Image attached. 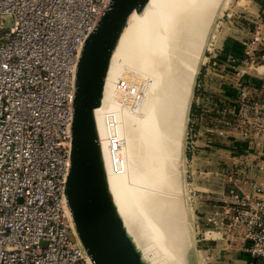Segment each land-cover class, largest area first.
<instances>
[{
    "label": "built area",
    "instance_id": "1",
    "mask_svg": "<svg viewBox=\"0 0 264 264\" xmlns=\"http://www.w3.org/2000/svg\"><path fill=\"white\" fill-rule=\"evenodd\" d=\"M109 1L0 0V264H93L64 187L77 59ZM254 1L249 40L229 56L244 79L226 123L258 145L264 97L249 70L264 78V0ZM204 223L212 239L237 238L264 264V178L228 190Z\"/></svg>",
    "mask_w": 264,
    "mask_h": 264
},
{
    "label": "bare ground",
    "instance_id": "2",
    "mask_svg": "<svg viewBox=\"0 0 264 264\" xmlns=\"http://www.w3.org/2000/svg\"><path fill=\"white\" fill-rule=\"evenodd\" d=\"M191 8L182 0H144L131 11L110 55L100 103L93 109L106 182L127 238L141 253L131 228L135 222L153 235L171 264H193L177 193L178 158L202 49L198 42L208 22L203 24ZM129 43L132 52L124 54ZM133 55L137 64L131 62ZM123 76L124 87L119 85ZM104 119L109 128L105 136ZM138 256L142 264H151L145 253Z\"/></svg>",
    "mask_w": 264,
    "mask_h": 264
},
{
    "label": "water",
    "instance_id": "3",
    "mask_svg": "<svg viewBox=\"0 0 264 264\" xmlns=\"http://www.w3.org/2000/svg\"><path fill=\"white\" fill-rule=\"evenodd\" d=\"M144 0H110L77 59L69 167L64 193L79 240L93 264H142L110 195L93 109L110 55L133 9Z\"/></svg>",
    "mask_w": 264,
    "mask_h": 264
},
{
    "label": "rangeland",
    "instance_id": "4",
    "mask_svg": "<svg viewBox=\"0 0 264 264\" xmlns=\"http://www.w3.org/2000/svg\"><path fill=\"white\" fill-rule=\"evenodd\" d=\"M182 1L189 2L191 4L192 11L195 10V13L199 12L198 19L203 21V24L208 23L202 28L203 33H201L198 42L201 46L200 48L202 49H200L197 70L188 99L186 118L180 141L178 158L179 191H177V193L179 194L178 197L183 205V213L186 215L190 250L193 255V264H217V259L220 254L219 244H217L218 241L216 239H212L210 237V234L212 233H205L207 226L204 223V214L213 208V206H211L212 203H219V201H216L213 198L215 193L209 190L219 188L215 187L216 185L214 183H219L221 181V185L226 184V180H224L226 176L213 173V165L218 162L219 154H217V156L215 155V157L212 153L213 151L215 152L216 149L213 150L212 146L207 147L209 148L207 149L206 146L208 145L203 143V140H206L207 136H211V139L213 138L217 140L218 136H224L225 133H218V129H220L219 125L222 124V121L219 120L221 116L209 114L210 116L208 118L213 124V127L210 128L206 126L207 124L201 122V119L196 118V113H194L195 117L193 116L194 118H192L191 110H193V108L198 104L197 100L199 98L197 97V94L200 90L203 92L202 89L205 87L204 84L206 78L209 79L210 74L215 75L213 73L214 69H211V71H209V69L213 67L211 64L212 59L216 58L218 60L219 51L221 50L219 46L223 45H220L222 39L225 41L229 35L237 34L239 36V43H241L244 48L245 42L249 40L247 27L251 24L247 17L250 16L249 14H253V11H256L257 5L254 4V1L252 2L250 0ZM204 11L205 13L207 11L205 17L201 15ZM208 11H210V13H208ZM125 47L126 48L123 49L124 54L126 52L127 54L132 52L131 43L125 44ZM137 54L139 53L136 52V55ZM136 58L137 57L133 55L131 62L137 64L139 61L136 60ZM205 66L207 69L203 75V67ZM120 80L119 85L123 82L122 85L124 87L127 82L126 77L123 76V79L120 78ZM207 102L209 103L210 101ZM103 123L105 136V129L109 131V128L106 125L105 119L103 120ZM249 144L253 145L251 142H249ZM223 145L224 146L221 145L223 148H220L221 153H223V150L227 149L226 145ZM232 150L234 154L243 152V155L238 160H240L242 166L245 167L246 173L253 174L257 171L251 164L252 160L247 159V156L245 157L244 155L249 152L248 150H251L250 147H247V150H245L243 145H241L238 149L236 148ZM225 154L229 155L227 152H225ZM220 158L223 160V154H221ZM250 178L252 177H249V179ZM204 188H208V190L204 191ZM209 192L210 195L206 196ZM132 227L135 234L138 236V243L142 249L141 253L138 250V255L142 257L143 253H145V255L149 258V263L152 259L151 264H171V260L165 256L163 251L160 252L158 250L157 244L151 239L154 238L152 234L149 236L144 230L139 228L135 222L132 224L131 228ZM147 248H149V250ZM242 260L243 259L240 257L238 262L244 263Z\"/></svg>",
    "mask_w": 264,
    "mask_h": 264
},
{
    "label": "crops",
    "instance_id": "5",
    "mask_svg": "<svg viewBox=\"0 0 264 264\" xmlns=\"http://www.w3.org/2000/svg\"><path fill=\"white\" fill-rule=\"evenodd\" d=\"M250 1L253 2L254 0ZM254 4L257 5V11L258 4L255 1ZM255 12L253 11V14H255ZM250 27L251 24L247 27L248 34ZM238 37L239 36L237 34H232L229 35L225 41L222 39L220 45H223L219 46L221 50L219 51L218 60L215 58L217 60V64L213 65V67L209 69V71L214 69L213 73L215 75L210 74L209 79L206 78V81L204 80L205 87L202 89L203 92H201V90L199 93L197 92V97L199 98L197 100V107L201 110L197 115V119H201V122L207 124L206 126L211 128L213 127V124L208 118L210 116L208 113H216L217 116H221L219 120L222 121V124L219 125L220 129H218V133H225L224 136H218L217 140L213 138L211 139L210 136H207L206 140H203V143L208 145L206 148L212 146L213 150L216 149L215 152L213 151L212 153L214 156L219 154L218 162L213 165V173L226 176V178H224V180H226V184L221 185L222 182L220 181L219 183H214L216 185L215 187L219 188L210 189L215 193L213 198L216 201L222 200V197L225 196L231 188L240 189L242 191H250V182L253 179L264 178V135L259 136L261 141L258 145H255L253 142H251L253 145H250V141L240 137L237 127L226 123L232 116L231 111H233L236 106V98L239 89L241 88L242 80L244 79L237 73V69L240 67L238 62L234 63L229 59V56L231 55L239 57L242 54L243 45L239 43ZM206 69V66L203 67V75L204 72H206ZM258 69L262 71L264 70V67L259 66ZM249 72L253 73L252 75L255 76L252 80L255 79L254 83L258 86V94L264 97V78H260L261 74H256L252 70H249ZM207 101L210 102L208 103ZM223 144L226 145L227 149L223 150V153H221L220 148H223L221 147V145L224 146ZM241 145H243L245 150H247V147L251 148V150H248L249 152L244 155L245 157L247 156V159L252 160L251 164L257 170L253 174L246 173L245 167L242 166L240 163L241 161L238 160L243 155V152L239 154H234L232 152V149H238ZM225 152L229 155H226ZM221 154L224 156L223 160L220 158ZM249 177L252 178L249 179ZM215 204L217 203H212L211 206L214 207ZM216 240L218 241L217 244H219L220 251L217 264H257L255 262L256 259L248 254L243 246V243H241V241L237 238H233L228 241L217 238ZM240 257L243 259L242 261L244 263L238 262Z\"/></svg>",
    "mask_w": 264,
    "mask_h": 264
},
{
    "label": "trees",
    "instance_id": "6",
    "mask_svg": "<svg viewBox=\"0 0 264 264\" xmlns=\"http://www.w3.org/2000/svg\"><path fill=\"white\" fill-rule=\"evenodd\" d=\"M200 111H201V110L198 109L197 106L194 107L193 110H191V116H192V118H194L195 116H196V118H197V117H198L197 115H198V113H199ZM194 113H196L195 116H194ZM208 114H211V113H208ZM213 114H216V113H213ZM193 116H194V117H193ZM210 137H211V136H210ZM255 262L257 263V259L255 260Z\"/></svg>",
    "mask_w": 264,
    "mask_h": 264
}]
</instances>
